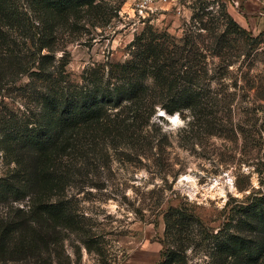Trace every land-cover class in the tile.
<instances>
[{
  "label": "trees",
  "instance_id": "16d2710c",
  "mask_svg": "<svg viewBox=\"0 0 264 264\" xmlns=\"http://www.w3.org/2000/svg\"><path fill=\"white\" fill-rule=\"evenodd\" d=\"M124 2L0 0V95L21 97L17 107L4 100L0 106V264H49L61 231L82 227L70 188L89 185V163L101 149L132 141L134 121L143 127L158 109L209 115L216 105L200 92L208 70L195 42L216 15L207 0L182 42L145 28L124 61H93L81 80L70 77L68 44L102 35ZM223 16L227 32L244 30ZM231 203L215 229L186 207L170 206L159 264H264V182ZM191 248L202 262L190 259Z\"/></svg>",
  "mask_w": 264,
  "mask_h": 264
},
{
  "label": "rangeland",
  "instance_id": "374dc122",
  "mask_svg": "<svg viewBox=\"0 0 264 264\" xmlns=\"http://www.w3.org/2000/svg\"><path fill=\"white\" fill-rule=\"evenodd\" d=\"M207 1L216 15L195 42L208 70L200 92L204 101L216 103L212 112L192 116L188 110L158 109L143 127L134 121L130 143L101 149V158L90 160L89 185L69 190L82 227L61 231L65 238L49 264H159L168 243L164 213L170 206L186 207L215 229L230 209L227 202L243 201L262 186L264 29L237 21L234 14L242 13L243 0ZM141 2L125 0L120 16L102 35L68 44L66 70L72 79L81 80L93 61L127 59L130 41L145 28L182 42L200 0H156L146 16L138 13ZM225 13L243 27L241 33L226 31ZM11 92L0 95V106L3 100L19 105L21 97ZM188 254L193 261L204 260L199 250L191 248Z\"/></svg>",
  "mask_w": 264,
  "mask_h": 264
},
{
  "label": "crops",
  "instance_id": "0c3cea01",
  "mask_svg": "<svg viewBox=\"0 0 264 264\" xmlns=\"http://www.w3.org/2000/svg\"><path fill=\"white\" fill-rule=\"evenodd\" d=\"M241 3L242 13L237 10L234 14L237 21L253 30L264 29V0H243Z\"/></svg>",
  "mask_w": 264,
  "mask_h": 264
},
{
  "label": "built area",
  "instance_id": "2783aa9c",
  "mask_svg": "<svg viewBox=\"0 0 264 264\" xmlns=\"http://www.w3.org/2000/svg\"><path fill=\"white\" fill-rule=\"evenodd\" d=\"M142 2L138 4V13L142 16H146L148 9L150 8L149 3L154 2L156 0H141Z\"/></svg>",
  "mask_w": 264,
  "mask_h": 264
},
{
  "label": "water",
  "instance_id": "95a60500",
  "mask_svg": "<svg viewBox=\"0 0 264 264\" xmlns=\"http://www.w3.org/2000/svg\"><path fill=\"white\" fill-rule=\"evenodd\" d=\"M163 112H165V111H163ZM163 112L161 113V115H162V116H165V115H166V114H165L166 112H165V113H163Z\"/></svg>",
  "mask_w": 264,
  "mask_h": 264
},
{
  "label": "bare ground",
  "instance_id": "6f19581e",
  "mask_svg": "<svg viewBox=\"0 0 264 264\" xmlns=\"http://www.w3.org/2000/svg\"><path fill=\"white\" fill-rule=\"evenodd\" d=\"M171 117H173V116H171Z\"/></svg>",
  "mask_w": 264,
  "mask_h": 264
}]
</instances>
